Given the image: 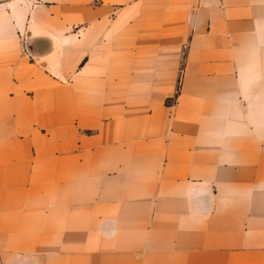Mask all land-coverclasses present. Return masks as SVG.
Here are the masks:
<instances>
[{"label": "crops", "instance_id": "obj_1", "mask_svg": "<svg viewBox=\"0 0 264 264\" xmlns=\"http://www.w3.org/2000/svg\"><path fill=\"white\" fill-rule=\"evenodd\" d=\"M0 264H264V0L0 2Z\"/></svg>", "mask_w": 264, "mask_h": 264}, {"label": "rangeland", "instance_id": "obj_2", "mask_svg": "<svg viewBox=\"0 0 264 264\" xmlns=\"http://www.w3.org/2000/svg\"><path fill=\"white\" fill-rule=\"evenodd\" d=\"M3 1H6V0H0V2H3Z\"/></svg>", "mask_w": 264, "mask_h": 264}]
</instances>
